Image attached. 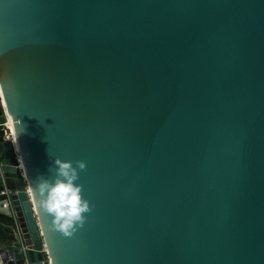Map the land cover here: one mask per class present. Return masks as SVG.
<instances>
[{
	"label": "water",
	"instance_id": "water-1",
	"mask_svg": "<svg viewBox=\"0 0 264 264\" xmlns=\"http://www.w3.org/2000/svg\"><path fill=\"white\" fill-rule=\"evenodd\" d=\"M0 98V264H264V0H0ZM56 157L87 164L70 238Z\"/></svg>",
	"mask_w": 264,
	"mask_h": 264
},
{
	"label": "clouds",
	"instance_id": "clouds-1",
	"mask_svg": "<svg viewBox=\"0 0 264 264\" xmlns=\"http://www.w3.org/2000/svg\"><path fill=\"white\" fill-rule=\"evenodd\" d=\"M87 167L86 161L56 157L52 162L50 177H39L33 187L38 194L36 201L50 217V228L65 237H72L87 221L92 205L83 197V185L77 183L80 171ZM33 185V184H32Z\"/></svg>",
	"mask_w": 264,
	"mask_h": 264
},
{
	"label": "built area",
	"instance_id": "built-area-1",
	"mask_svg": "<svg viewBox=\"0 0 264 264\" xmlns=\"http://www.w3.org/2000/svg\"><path fill=\"white\" fill-rule=\"evenodd\" d=\"M0 105H2V101L0 98ZM2 128L7 129L8 131L6 132V138L12 140L11 136H9L11 134V129L7 128L4 123H2ZM1 165L2 162L0 160V176L3 180L4 186L0 189V210L1 211H6L10 213V217L12 218L13 223L15 224V229L18 233H20V227L18 224V221L16 219V215H15V211L12 207V202H11V194L13 192V190L8 187L5 182H4V176H3V172L1 170ZM26 246H23V249L25 250Z\"/></svg>",
	"mask_w": 264,
	"mask_h": 264
},
{
	"label": "bare ground",
	"instance_id": "bare-ground-1",
	"mask_svg": "<svg viewBox=\"0 0 264 264\" xmlns=\"http://www.w3.org/2000/svg\"><path fill=\"white\" fill-rule=\"evenodd\" d=\"M4 125H5L7 128H10L7 117H6V121H5ZM9 136H11V138H12V140H13V142H14V139H13L12 133H11ZM14 145H15V143H14ZM15 147H16V146H15Z\"/></svg>",
	"mask_w": 264,
	"mask_h": 264
},
{
	"label": "trees",
	"instance_id": "trees-1",
	"mask_svg": "<svg viewBox=\"0 0 264 264\" xmlns=\"http://www.w3.org/2000/svg\"><path fill=\"white\" fill-rule=\"evenodd\" d=\"M2 219H3V220H7L8 218H6L5 216H2Z\"/></svg>",
	"mask_w": 264,
	"mask_h": 264
},
{
	"label": "flooded vegetation",
	"instance_id": "flooded-vegetation-1",
	"mask_svg": "<svg viewBox=\"0 0 264 264\" xmlns=\"http://www.w3.org/2000/svg\"><path fill=\"white\" fill-rule=\"evenodd\" d=\"M16 148V147H15ZM16 151H17V149H16Z\"/></svg>",
	"mask_w": 264,
	"mask_h": 264
}]
</instances>
